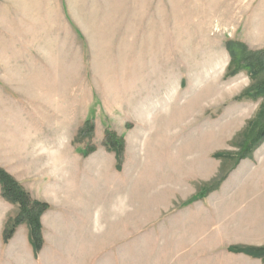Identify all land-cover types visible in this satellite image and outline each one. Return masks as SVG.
<instances>
[{"label":"rangeland","instance_id":"374dc122","mask_svg":"<svg viewBox=\"0 0 264 264\" xmlns=\"http://www.w3.org/2000/svg\"><path fill=\"white\" fill-rule=\"evenodd\" d=\"M72 1L77 28L45 30L43 68L12 77L0 62V169L49 206L39 255L23 223L0 240V264H190L187 225L203 231L205 216L182 214L220 180L210 214L264 226V142L237 163L263 103L240 98L264 75L226 77L229 42L264 54L249 27L262 0ZM2 191L5 234L20 210ZM235 229L227 243L247 245Z\"/></svg>","mask_w":264,"mask_h":264},{"label":"crops","instance_id":"0c3cea01","mask_svg":"<svg viewBox=\"0 0 264 264\" xmlns=\"http://www.w3.org/2000/svg\"><path fill=\"white\" fill-rule=\"evenodd\" d=\"M72 3H74L72 0H0V62H5L4 67L7 71L9 69V76L16 77L24 74L28 77L30 64L31 67L38 68L39 64L42 68L44 67L46 57L50 59L45 54V48L40 47L45 44V30H52L51 35L53 36V31L68 34L69 30L77 28L76 9ZM258 8L263 10L261 18L255 19V25L253 23L249 27L252 31L254 30V34L260 41H264V0ZM244 42L250 46L255 44L249 42L248 38ZM49 43L50 45L53 44L52 41ZM19 68L21 70H18ZM15 71H19V73L17 74ZM222 184L219 187H214V189H209L208 195L195 197L198 202H201L190 208L191 211L182 214L183 217L184 215L187 216V220H192V222L196 221L198 217L205 216V229L203 231L196 230L193 223L187 225V231L191 232L186 241L190 255L188 257L192 258V254H198L197 256L193 255V261L190 264H219V262H215V256L222 253H224L222 256L225 259L224 264L231 259L230 257H241L249 264H264V258H254L243 253L232 252V249L263 248L264 226H261L262 224L255 222L256 219L252 216L254 219H247V222L244 219L239 220L234 226L235 223L230 222L227 216L222 218L215 213L210 214L209 206L212 207V211L216 209L211 203L206 202L218 200V197L222 198V195L217 192ZM194 207H197L196 210L206 211L202 213L193 212ZM223 222L224 224H222ZM220 223L224 230L218 231ZM5 225L7 223L5 224L4 221L0 224V240H4ZM252 226H256V231L251 230ZM248 227L250 232L245 230ZM232 228H237L233 232L236 230L241 232V237L244 238L238 239L236 235L234 239L245 241L248 246L232 242L227 243L229 242L228 232ZM21 230H23V226L16 230L9 243L15 242V238Z\"/></svg>","mask_w":264,"mask_h":264},{"label":"trees","instance_id":"16d2710c","mask_svg":"<svg viewBox=\"0 0 264 264\" xmlns=\"http://www.w3.org/2000/svg\"><path fill=\"white\" fill-rule=\"evenodd\" d=\"M227 50L231 57L229 67L235 64L226 77L231 78L238 75L241 71H248L252 78H259L264 75V54L261 52L249 53L247 48L239 42H229ZM252 94V96L250 95ZM254 98L256 100L263 99L261 108L256 118L249 122L247 132H245L244 140L239 145L240 155L239 163L242 160L251 157V154L264 142V77L256 82L254 86L248 89L241 96ZM108 146L116 153L117 158L120 159L122 155L123 145L117 139L115 134H108ZM89 153H86L87 157ZM223 153L216 154V158H222ZM120 169V165H119ZM222 180L215 186L219 187ZM0 185L2 186L3 197L13 205L19 206V215L11 223L10 227L6 229L4 234V241L6 244L13 238L16 227L21 224H26L29 227V241L32 246L34 255L37 257L44 246V239L42 235L41 217L49 209L45 203L34 201L30 195L25 192L22 186L16 182L12 177L0 169ZM203 197V196H200ZM197 199L190 200L186 205L194 203ZM234 253H243L254 258H264V248L255 249H232Z\"/></svg>","mask_w":264,"mask_h":264},{"label":"bare ground","instance_id":"6f19581e","mask_svg":"<svg viewBox=\"0 0 264 264\" xmlns=\"http://www.w3.org/2000/svg\"><path fill=\"white\" fill-rule=\"evenodd\" d=\"M138 142L136 141V146H138V144H137ZM136 151H138V149H136Z\"/></svg>","mask_w":264,"mask_h":264}]
</instances>
